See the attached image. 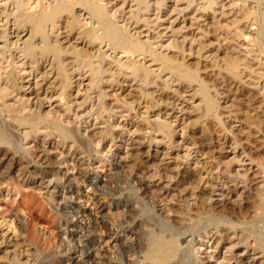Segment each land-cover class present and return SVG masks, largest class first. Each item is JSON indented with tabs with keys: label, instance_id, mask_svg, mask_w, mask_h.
<instances>
[{
	"label": "rangeland",
	"instance_id": "1",
	"mask_svg": "<svg viewBox=\"0 0 264 264\" xmlns=\"http://www.w3.org/2000/svg\"><path fill=\"white\" fill-rule=\"evenodd\" d=\"M26 1L24 11L29 8L28 11H33L35 7H31L36 5V0H32L33 3ZM143 1L146 3L148 0ZM211 1H214L211 6L206 7ZM150 2L149 10L145 4L139 11L136 0H103L102 3L108 4L109 16L115 17L116 23L123 28L128 27L133 37L196 71V80L182 83L169 72H162L160 62L152 60L148 54L114 50L108 44H102L104 61L95 81L88 77V72L85 75L86 68L70 64V82H62L58 64L41 60L38 53L33 58L21 51L19 46L24 47L26 40L30 39L29 32L22 33L24 36L18 42L19 46L13 44L14 36H10L9 41L1 38L0 78L4 81L0 79V87L6 86L7 73L15 71L19 75L15 88H19H11L10 95L1 100L13 111L5 112L0 119L9 121L12 119L8 115L17 118L18 114L38 112L45 119V126L41 124L44 128L39 125L41 130L33 128L31 131L29 125L27 128L16 126L12 120L14 125L4 140L8 141L0 143L5 146L0 157L22 160L30 172L26 181L17 179L14 171L4 179L6 181L0 179V205L7 206L9 210L2 215L0 206V222H3L11 239H20L16 238V229L9 226L10 217L19 211L30 219V228L27 226L25 229L26 239L38 250L35 251L37 264H41L38 261L52 264L58 259L69 263L64 258L70 253L67 249L69 243H65L64 251L58 248L65 235L55 233L58 236L54 238L56 248L51 247L53 242H41L38 238L43 237L41 226L45 227L44 230H56L57 226L71 219L78 224L73 232L77 236L72 239L81 240L86 245L82 264H161L149 258L151 234L174 237L180 254L183 251L189 254L185 261L179 258L174 264H245L244 257L248 254L257 257V264H264V100L262 108L252 111L242 104L247 103L245 89L258 92L259 98L264 99V70L261 67L264 65V0ZM28 3L33 5L28 8ZM3 7L0 6V10H4ZM11 7H8V12L13 9ZM243 7L253 12L249 19L243 17ZM132 11L139 13L138 17H131ZM5 16L3 14L1 18L5 19ZM251 19L255 22L249 23ZM243 23L250 24V32ZM55 31L53 39L67 47L73 57L72 51L82 44L73 43L74 39L61 26H57ZM34 41L39 42L36 38ZM232 54L242 56L238 71L244 73L240 72L236 81L230 80L227 73L231 75L232 72L225 65L226 59L234 56ZM98 63L95 62L96 65ZM53 64L56 65L53 67ZM37 66L38 73L35 70ZM135 68H140L142 73L137 78L131 73ZM43 71L50 76L44 77ZM225 72L227 76H224ZM201 86H205L208 96L213 98L215 105L211 109L205 106L200 94ZM234 95L239 97L238 101L229 99ZM25 105L26 110L23 109ZM61 129L68 132L63 133ZM24 131L26 134H21ZM43 149L51 152L49 155L54 164L60 161L64 171L68 168L70 183L74 186L68 198L55 200L52 190L32 182L31 177L35 175L39 179L52 177V164H42L40 155ZM13 161L9 163L13 164ZM80 168L84 172L87 170L84 177L78 173ZM222 201L224 203L220 206L223 208L219 206ZM75 211H79L78 214ZM209 232L216 237L218 235L220 244L216 242L215 246L209 242ZM71 233L64 241L71 239ZM130 235H135V240ZM38 241L42 245H38ZM96 248L101 256L95 254ZM3 253L1 251L0 256H6Z\"/></svg>",
	"mask_w": 264,
	"mask_h": 264
},
{
	"label": "bare ground",
	"instance_id": "2",
	"mask_svg": "<svg viewBox=\"0 0 264 264\" xmlns=\"http://www.w3.org/2000/svg\"><path fill=\"white\" fill-rule=\"evenodd\" d=\"M2 1V2H1ZM26 0H0V6H4L3 8H5L4 11L2 8L0 10V24L3 23V25H0V40L1 38H4L5 40L7 39L9 41L10 36H14L16 39L15 41H13V44H16V46L19 44L18 42L23 38L24 36V32H29L30 33V39L25 42L24 47L19 46L21 49V51H24L25 55H31L33 56V58L40 54V59L42 60H46V61H50L51 64L52 63H56L58 64V67L60 68L58 71H60L58 74L60 76V79H62V82H67L69 81L68 79L71 77L70 74L68 73V65L73 64L76 65L80 68H86L85 71V75H87V72L89 73L88 77H90L92 80L96 79L99 76V73L101 71V66L100 64H102V62L104 61V54L101 53V45L102 44H108V46L111 49L114 50H118V49H123V51L128 52V53H137V54H148V56H150L152 58V60L154 61H159L160 62V67L162 69V72H169L172 76L174 75L175 77H177L179 80H181L182 83L184 82H191L196 80L197 77V72L193 71L192 69L190 70L189 68H187L182 62H180L177 59H173L172 57H168L165 54H162L160 52H157L150 44L148 43H144L139 41V39H137L136 37H133V35L130 34L128 27L123 28L121 25H118V23H116V21L114 20V18H112L111 16H109V10H108V4L107 3H102L103 0H36L35 2V6L30 5V3H28L29 5L27 6L29 8V6L31 8L35 7L33 11H28L29 9L26 7L25 9H28L27 11H24L23 6L25 4ZM29 1V0H28ZM26 1V2H28ZM45 1V2H44ZM102 1V2H101ZM135 1V0H132ZM156 1H160V0H156ZM32 2V0H31ZM214 2V1H213ZM212 1L206 5L207 6H211V4L213 3ZM250 2V1H248ZM33 3V2H32ZM110 3V2H109ZM143 0H136V4L139 6L138 7V11L140 9V7L147 6L146 9H150L152 4L150 2V0H148L146 3H144ZM254 3V2H253ZM135 4V2L133 4L130 5V7H133ZM160 4V3H159ZM248 4V3H247ZM205 5V4H204ZM257 5V4H256ZM13 6V9L8 12V7ZM249 6V5H246ZM12 8V7H11ZM16 8V9H15ZM244 8V7H243ZM16 11H15V10ZM133 9V8H132ZM253 10V9H252ZM134 11V9H133ZM132 11V15L131 17H134L133 15H137L136 17H138L139 13L136 14V11L133 12ZM229 11V10H228ZM239 11V10H238ZM5 12V13H4ZM251 13H253L251 11L250 8H244L242 10V15L243 17L249 19V17H251ZM5 14V19H2L1 16ZM222 15V14H221ZM226 15V14H225ZM236 16V14H235ZM234 17V16H233ZM242 17V16H241ZM232 20V19H231ZM245 20V19H244ZM234 21V20H233ZM241 21V20H240ZM2 22V23H1ZM245 22V21H244ZM248 22V21H247ZM250 22H255L254 20H250ZM79 23L81 24L79 26ZM225 23V22H224ZM250 25V24H249ZM247 25H245V23H243V26L246 29H250L251 27ZM255 24H253L254 26ZM57 26H61L62 28H64V30L66 32H68L71 36V39H74L73 43L76 44H82L81 47H77L75 48V50L72 51V53H74L73 57L69 55V50L67 47L62 46L60 42H58V39L54 40L52 37V33L56 32L55 28ZM252 26V25H251ZM258 26V25H257ZM250 27V28H249ZM260 27V26H259ZM264 27V26H263ZM261 28V27H260ZM255 29V28H254ZM258 29V28H257ZM51 30V31H50ZM242 30V29H241ZM233 32V30H232ZM235 32V31H234ZM240 32V31H239ZM250 32V30H249ZM22 33H24L22 35ZM238 33V32H236ZM253 33V32H252ZM239 34V33H238ZM231 35V34H230ZM263 35V34H262ZM248 36V35H246ZM245 36V37H246ZM262 37V36H261ZM38 39L39 42L34 41V39ZM58 38V37H57ZM27 39V38H26ZM137 40V42H136ZM11 41V40H10ZM60 41V40H59ZM7 42V41H6ZM11 44V42H10ZM38 45V46H37ZM4 46V44H3ZM7 47V45H6ZM227 48V47H226ZM225 48V49H226ZM233 49V48H232ZM258 51V50H256ZM38 53V54H37ZM226 53V52H225ZM239 53V51H238ZM240 54V53H239ZM239 54H232L234 56H231L229 58L226 59L225 65H227L226 67L229 68V70L232 72L231 75L227 72H225L224 74H228L230 77V80H238V76H240V72L238 71V65L240 64V60H242V56L240 57ZM242 55V54H241ZM250 56V55H249ZM254 56V55H253ZM256 56V55H255ZM39 57V56H38ZM52 57V58H50ZM223 57V56H222ZM248 57V56H246ZM39 59V58H38ZM36 59V60H38ZM247 59V58H246ZM253 59V58H252ZM244 60V59H243ZM254 60V59H253ZM256 60V59H255ZM36 62V61H35ZM95 62H99V65H96ZM243 62V61H242ZM40 63V61L38 62ZM216 63V62H215ZM264 62H262L263 64ZM55 64V65H56ZM250 64V63H249ZM54 64L52 65L53 67L55 66ZM224 65V64H223ZM248 65V64H247ZM43 66V65H42ZM250 66H253V63L250 64ZM263 66V70H264V65H261V67ZM225 67V66H224ZM260 67V68H261ZM39 66L36 67L35 70H37L38 73V69ZM13 69V68H12ZM140 68H135L133 70H131V73L133 74L134 78H137L138 76H140L142 73L139 72ZM241 69V68H240ZM227 70V69H226ZM51 71V70H50ZM142 71V70H141ZM40 72V71H39ZM52 72V71H51ZM145 72V71H144ZM147 72V71H146ZM255 72V71H254ZM242 73V72H241ZM244 73V72H243ZM242 73V75H243ZM248 73V72H247ZM262 73V72H261ZM50 73H45V71H43V75L44 77H49ZM224 75V76H227ZM259 74V73H258ZM264 74V73H263ZM49 75V76H48ZM241 75V76H242ZM58 76V79H59ZM70 76V77H69ZM2 77V76H1ZM146 77V76H145ZM243 77V76H242ZM2 81H4L2 78H0ZM19 79V75L17 72L15 71H10V73H7L6 75V86L5 87H0V116H3V114L6 112H11L13 110H11L12 108H9V104H5L2 103L1 100H3L4 97L10 95L9 90L12 88V90H15V86H17L16 84L18 83ZM71 79V78H70ZM227 78H225V81L228 82L229 81L226 80ZM255 79V78H254ZM229 80V79H228ZM60 81V82H61ZM95 81V80H94ZM70 82V81H69ZM232 82V81H231ZM240 82V81H239ZM238 82V83H239ZM2 83V82H0ZM68 83V82H67ZM41 84V83H39ZM66 84V83H63ZM70 84V83H69ZM236 84V83H235ZM183 86V84H181ZM234 85V84H233ZM239 85V84H238ZM197 86V85H196ZM199 86V84H198ZM206 86V85H205ZM205 86H201L200 89V94L203 98V100L205 101V106L207 109H211L212 107H214L215 103L214 101L210 98V96H208V92L205 88ZM236 86V85H235ZM15 89H14V88ZM63 87H65L63 85ZM160 88L161 85L159 86ZM232 87V86H231ZM234 87V86H233ZM240 87V86H239ZM264 87V86H263ZM19 88V87H18ZM17 88V89H18ZM62 88V87H61ZM67 88V87H66ZM236 88H238L236 86ZM241 88V87H240ZM63 89V88H62ZM195 89V88H194ZM11 90V91H12ZM237 90V89H236ZM244 90V89H243ZM252 89H248L246 91V89L244 90L245 95L247 96L246 98V104L242 103L243 105H245L246 107H248L250 109V111H252L251 109H259L262 108L263 106V100L264 99H260L259 95L257 94L258 92H251ZM240 91V90H239ZM242 91V90H241ZM234 92V91H233ZM161 94H163L164 92H160ZM61 94V93H60ZM63 94V92H62ZM229 95V94H228ZM263 96V95H262ZM227 97V95L225 96ZM241 97V96H240ZM233 101L237 100V98H239L238 96H233V97H229V99H231ZM262 98V97H261ZM5 99V98H4ZM8 99V98H7ZM62 100V99H61ZM241 100V99H240ZM245 99H243L244 101ZM4 101V100H3ZM8 101V100H7ZM238 101V100H237ZM234 103H238L239 106L241 105L239 102H234ZM26 104V103H25ZM233 106V103H231ZM230 104V105H231ZM237 104V105H238ZM15 104H12L13 109L17 110L16 108H14ZM204 105V104H203ZM229 105V104H228ZM226 107V106H225ZM230 107V106H229ZM237 107V106H236ZM233 108V107H231ZM240 108V107H239ZM242 108V107H241ZM240 108V109H241ZM23 109L26 110V105L23 106ZM237 109V108H236ZM239 109V112H240ZM243 109V108H242ZM233 111V110H232ZM236 111V110H235ZM243 111V110H242ZM247 110H245L246 112ZM3 112V113H2ZM21 112V111H20ZM248 112V111H247ZM243 113V112H241ZM259 113V112H258ZM11 114V113H10ZM238 114V113H236ZM264 113H262L263 115ZM7 115V114H6ZM5 115V117H6ZM19 115V114H18ZM17 115V118H14L12 115H8L9 118H11L15 123V125L17 126H22V127H26V125H29L30 130L33 128H38L41 130V128H39L41 124H44L43 122H45V119L42 117V115L38 112H31L30 114L27 115ZM247 115V114H246ZM249 115V114H248ZM251 115V114H250ZM258 115V114H257ZM257 115L255 114V117H257ZM11 116V117H10ZM15 116V115H14ZM253 116V115H251ZM7 117V118H8ZM262 117V116H261ZM259 118V117H258ZM2 119V117H1ZM0 119V143L4 144V142L8 141H4L5 138H7L8 133L7 131H9L12 127V120L9 121H3ZM249 119V118H248ZM7 120V119H6ZM251 120V119H249ZM261 120V119H260ZM5 122V123H4ZM4 125H6V127H4ZM8 126V127H7ZM39 126V127H38ZM42 126V125H41ZM45 126V124L43 125ZM42 126V127H43ZM10 127V128H9ZM15 127V126H14ZM32 127V128H31ZM54 127V126H53ZM44 128V127H43ZM46 128H49V125H47ZM8 129V130H7ZM31 130V131H32ZM53 130V129H52ZM64 130V129H63ZM63 130L61 129V131L63 132ZM29 132V130H26ZM26 131L22 132L21 134H26ZM30 131V133H31ZM34 131V130H33ZM38 130H35V132L37 133ZM47 132V131H46ZM54 132V131H53ZM65 133L68 132L67 130L64 131ZM63 132V133H64ZM72 132V131H70ZM34 133V132H33ZM32 133V134H33ZM49 133V132H48ZM47 133V134H48ZM68 134V133H67ZM66 134V135H67ZM13 135V134H12ZM31 136V134H29ZM50 135V134H48ZM10 136V135H9ZM28 136V135H27ZM68 136V135H67ZM73 136V135H72ZM11 137V136H10ZM12 138V137H11ZM28 138V137H27ZM66 138V137H65ZM72 138V137H71ZM13 139V138H12ZM15 139V138H14ZM70 139V138H68ZM4 141V142H3ZM73 141V139H72ZM69 142V141H68ZM86 142V141H85ZM8 143V142H7ZM12 143V142H11ZM10 143V145H12ZM17 143V142H14ZM83 143V142H82ZM81 143V144H82ZM84 144V143H83ZM6 145V143H5ZM9 145V144H8ZM9 145V146H10ZM86 145V144H85ZM87 146V145H86ZM89 146V145H88ZM12 147V146H11ZM14 147V146H13ZM16 147V146H15ZM72 147V146H71ZM90 147V146H89ZM5 148V146L0 145V151L3 150ZM19 148V147H18ZM45 148V147H44ZM77 148V147H75ZM79 148V147H78ZM77 148V149H78ZM82 148V147H81ZM80 148V150H81ZM86 148V147H85ZM137 149L139 147H136ZM20 149V148H19ZM5 150V149H4ZM10 150V149H9ZM7 151V150H6ZM17 151V150H16ZM78 151V150H77ZM83 151H85V149H83ZM12 152V151H11ZM20 152V151H19ZM88 152V150H87ZM90 152V151H89ZM5 154L7 152H4ZM17 153V152H16ZM24 153V152H23ZM51 153V152H49ZM49 153L46 152V149H43V153H41V160H42V164L45 165H51V169L50 172L52 174L51 178H46V176H42L40 177V179L37 177L36 175L34 177H31V180L33 183L40 185V186H45L47 189L52 190L53 194H54V199L58 200L60 199V197H62V199L66 198L67 196H70V194L72 193V191H74V186L71 182L70 176L68 174V168L64 171V167L61 164V162L59 161L57 164H54L53 159H51ZM84 153V152H83ZM19 154V153H18ZM91 154V153H89ZM8 155V154H7ZM30 155V154H29ZM18 156V155H17ZM89 156V155H88ZM137 156V155H136ZM78 157V156H77ZM18 158V157H17ZM82 158V157H81ZM12 159H14L15 161H13V164H10L9 161ZM89 159V158H88ZM8 160V161H6ZM83 160V159H82ZM87 160V159H86ZM0 179L1 181H3L6 177H8L13 171L16 174L17 179H23L24 181L28 180L30 177V172L28 170V168L19 160H16L14 157H8V156H4V157H0ZM27 161V160H25ZM31 162V161H30ZM63 162V161H62ZM65 162V161H64ZM63 162V164H64ZM81 162V161H80ZM86 162V161H85ZM105 162V161H104ZM113 162V161H112ZM33 163V162H32ZM110 163V161H109ZM4 164V165H3ZM83 164V162L81 163V165ZM66 165V163H65ZM29 166V165H28ZM75 166V165H73ZM39 167V166H38ZM43 167V166H42ZM85 167V166H84ZM87 167V166H86ZM36 168V167H35ZM44 168V167H43ZM79 170V169H78ZM43 172V171H42ZM80 175H83V177L85 176V174L87 173V170L84 172L83 170H81L78 172ZM40 174V173H38ZM33 175V174H32ZM79 175V176H80ZM78 176V177H79ZM206 176V175H205ZM10 177V176H9ZM77 178V176L75 177ZM82 178V177H81ZM7 180V179H6ZM4 180V181H6ZM143 180V179H142ZM152 180V179H151ZM141 181V180H140ZM28 182V181H27ZM143 186V185H142ZM206 187V186H205ZM204 187V188H205ZM194 188V187H191ZM76 189V188H75ZM222 189V188H221ZM234 191V190H233ZM50 192V194L52 193ZM147 192V191H146ZM149 192V191H148ZM147 192V193H148ZM155 192V191H154ZM196 192V191H195ZM146 193V194H147ZM234 193V192H233ZM142 194V193H141ZM150 194V193H149ZM147 194V195H149ZM152 194V193H151ZM196 194V193H195ZM229 194V193H228ZM72 195H75L74 193ZM144 195V193H143ZM230 195V194H229ZM146 196V195H144ZM151 196V195H150ZM149 196V197H150ZM155 196V195H154ZM157 196V195H156ZM73 197V196H72ZM83 197V196H82ZM209 197V196H208ZM207 197V198H208ZM214 197V196H213ZM232 197V196H230ZM68 198V197H67ZM146 198V197H145ZM206 198V199H207ZM210 198V197H209ZM216 198V197H215ZM228 198V197H226ZM51 199V198H50ZM90 199V198H89ZM139 199V198H138ZM219 199V197H218ZM221 199V198H220ZM232 199V198H230ZM240 199V198H239ZM54 200V201H55ZM140 200V199H139ZM150 200V199H149ZM223 200V199H222ZM227 200V199H226ZM236 200V199H235ZM52 201V200H51ZM60 201V200H59ZM59 201H56L58 203H60ZM209 201V199H208ZM207 201V202H208ZM218 201V200H217ZM221 200H219L220 202ZM228 201V200H227ZM226 201V202H227ZM237 201V200H236ZM236 201H232V202H236ZM53 202V201H52ZM143 202V201H142ZM217 202V204L219 203ZM210 203V202H209ZM222 203H224L223 201L221 203H219V206H222ZM61 204V203H60ZM165 205V203H164ZM215 205V204H214ZM1 206V210H3L1 213L6 214L9 210L7 208V206L5 207L4 205H0ZM59 206V204H58ZM168 206V204H167ZM212 206V205H211ZM220 206V207H221ZM55 208H57L56 206H54ZM61 207V206H60ZM133 207V206H132ZM138 207V205H137ZM194 207V206H193ZM213 207V206H212ZM218 207V206H216ZM219 207V208H220ZM134 208V207H133ZM169 208V207H167ZM204 208V207H203ZM209 207H207V210ZM223 208V207H221ZM220 208V209H221ZM227 208V207H226ZM225 208V209H226ZM10 209V208H9ZM62 209V208H61ZM73 209V208H72ZM136 209V208H134ZM161 209V208H160ZM166 209V208H165ZM164 209V210H165ZM171 209V208H169ZM214 210H216L215 208H213ZM218 209V208H217ZM224 209V211H225ZM79 210V209H78ZM131 210V209H130ZM137 210V209H136ZM162 210V209H161ZM167 210V209H166ZM195 210V209H194ZM197 210V209H196ZM13 211V210H12ZM74 211V210H73ZM223 211V210H220ZM71 212V211H70ZM79 211H75L76 214H78ZM135 212V211H134ZM171 212V211H170ZM170 212H168L170 214ZM226 212V211H225ZM74 213V214H75ZM82 213V212H81ZM167 213V211H166ZM68 214V213H67ZM72 214V212H71ZM70 214V215H71ZM75 214V215H76ZM176 214V213H175ZM174 214V215H175ZM56 215V214H55ZM59 215V214H58ZM62 215V214H61ZM69 215V214H68ZM73 215V214H72ZM71 215V216H72ZM179 215V214H178ZM195 215V214H194ZM7 216V215H6ZM11 216V215H10ZM67 216V215H66ZM70 216V217H71ZM78 216V215H77ZM170 216V215H168ZM172 216V215H171ZM55 217V216H54ZM58 217V216H56ZM74 216H72L73 218ZM62 218V217H61ZM179 218V217H178ZM182 218V217H181ZM185 218V217H184ZM11 219V223H9V226L12 227L13 229H16V238H20V239H11V236H9V234L7 233L6 228L4 229L3 226V222H0V253L1 251L6 253V256H0V264H37V257L35 256V251L37 249H35L33 243L28 242L26 239V228L28 226V222H29V218H27L26 216H23V214L21 215L18 212H14L12 214V216L10 217ZM57 219V218H55ZM60 219V218H59ZM68 219V218H67ZM164 219V218H163ZM166 219V217H165ZM164 219V220H165ZM171 219V217H170ZM174 219V218H173ZM150 220V219H149ZM167 220V219H166ZM169 220V219H168ZM182 220V219H181ZM180 220V221H181ZM10 221V220H9ZM57 220H55L56 222ZM121 222V220H119ZM171 221V220H170ZM189 221V220H188ZM60 222V221H58ZM66 222V224H64ZM63 224L64 225H59L57 226V229H50V230H44L45 227H42V235L43 237H39L38 239H40L39 241L44 242V241H48V243H52L53 245H51L52 248H60L61 251H64L65 248V243L67 244V242L69 243V246L67 247L68 251L70 253L67 254H63L65 255L64 258H67V260L69 261L68 264H82L81 260L84 258V252H85V248L86 245H83L82 241L80 240H73L72 238L76 237L77 235H75L73 232L74 230L76 231V229H74L75 226H77L78 224L75 222L74 219L65 221ZM81 222V221H80ZM88 222V221H87ZM150 222V221H149ZM148 222V223H149ZM216 222V221H215ZM30 223V222H29ZM61 223V222H60ZM91 223V222H89ZM99 223V222H98ZM98 223L96 224L98 226ZM179 223V222H178ZM181 223V222H180ZM188 223V222H187ZM100 224V223H99ZM122 224V223H121ZM141 224V222H140ZM139 224V225H140ZM144 224V223H143ZM151 224V223H149ZM183 224V223H182ZM181 224V225H182ZM189 224V223H188ZM207 224H211V223H207ZM5 225V224H4ZM33 225V224H32ZM31 225V226H32ZM92 225V224H91ZM88 224V226H91ZM105 225V224H104ZM44 226V225H43ZM55 226V225H54ZM87 226V227H88ZM94 226V224L92 225ZM145 226V225H144ZM172 226V225H171ZM213 226V225H212ZM218 226V225H217ZM29 227V226H28ZM35 227V226H34ZM85 227V226H84ZM102 227V225H101ZM105 227V226H104ZM129 227V226H128ZM127 227V228H128ZM131 227V226H130ZM129 227V228H130ZM140 227V226H139ZM168 227V226H167ZM179 227V226H176ZM175 227V229H176ZM183 227H185L183 225ZM194 227V226H192ZM30 228V227H29ZM28 228V229H29ZM32 228V227H31ZM54 228V227H53ZM79 228V227H77ZM83 228V227H82ZM90 228V227H89ZM95 228V227H93ZM103 228V227H102ZM143 228V227H142ZM146 228V227H145ZM186 228V227H185ZM202 228V227H201ZM12 229V230H13ZM70 229V231L72 232V237L71 239L69 238V240H66V236L69 234L70 231H68ZM101 229V228H100ZM125 229V228H124ZM147 229V228H146ZM145 229V230H146ZM161 229V228H160ZM179 229V228H178ZM177 229V230H178ZM214 229V228H213ZM34 231V229H32ZM81 230V229H80ZM99 231V229H97ZM103 230V229H102ZM106 230V229H105ZM121 230V229H120ZM135 230V229H134ZM158 230V228H157ZM170 230H173V228H170ZM180 230V229H179ZM205 230V229H204ZM219 230V229H218ZM89 231V230H88ZM91 231V230H90ZM125 231V230H124ZM123 231V232H124ZM137 231V230H136ZM149 231V230H146ZM209 231V230H208ZM14 232V231H13ZM94 232V231H93ZM104 232V231H103ZM102 232V233H103ZM139 232V231H138ZM198 232V231H197ZM204 232V231H203ZM212 232V231H211ZM214 232V231H213ZM32 233V232H31ZM34 233V232H33ZM40 233V232H39ZM61 235H65L63 240L60 242V245L58 243V246L56 244V239L55 236L56 234ZM120 233V232H119ZM131 233V232H130ZM154 233V232H153ZM178 233V232H177ZM205 233V232H204ZM202 234L203 236H205V234ZM13 234V233H12ZM70 234V235H71ZM94 234V233H93ZM92 234V235H93ZM125 234V233H124ZM127 234V233H126ZM140 234V233H139ZM175 234V233H174ZM187 234V233H186ZM210 235H208L207 238H209V242H212L213 245L218 242L217 237L215 236V234H211L209 232ZM39 235V234H38ZM141 235V234H140ZM59 236V237H60ZM80 236V235H79ZM121 236V235H120ZM129 236V235H128ZM132 236V235H130ZM137 236V235H136ZM189 236V235H188ZM207 236V235H206ZM13 237H15V235L13 234ZM58 237V236H56ZM69 237V236H67ZM85 237V236H83ZM90 237V236H89ZM96 237V236H95ZM118 237V236H117ZM135 235L132 236L131 238L134 239ZM87 238V237H86ZM129 238V237H128ZM136 238V237H135ZM139 238V237H138ZM143 238V236H142ZM174 238V237H173ZM173 238H166V236H162V235H156V234H151L150 238H149V253L150 256L149 258H151L155 263H161V264H174L177 263L178 259L181 258L183 261H185L188 258V253H185L184 251L180 254L179 248H178V243L176 242V240H174ZM206 238V237H205ZM25 240L26 242H24L23 240ZM34 239V238H33ZM77 239V238H76ZM79 239V238H78ZM195 239V238H194ZM220 239V238H219ZM60 240V239H59ZM97 240V239H95ZM132 240V239H131ZM138 240H141L140 238ZM222 240V239H221ZM33 241V240H32ZM38 241V245H42L40 242ZM147 241V240H146ZM179 241V239H178ZM73 243L74 245L71 246V243ZM85 242V241H84ZM142 242V241H140ZM207 242V241H206ZM87 243V242H86ZM139 243V242H138ZM220 244V240L218 242ZM85 244V243H84ZM182 244V243H181ZM46 245V244H45ZM89 245V244H88ZM147 245V244H146ZM147 245V246H148ZM204 245V243H203ZM209 245V244H208ZM139 246V244H138ZM142 246H144L142 244ZM216 246V244H215ZM46 247V246H45ZM51 247H49L51 249ZM71 247V248H70ZM99 247V246H98ZM187 247V246H186ZM48 248V249H49ZM95 248V245H94ZM100 248H102L100 246ZM146 248V247H145ZM144 248V250H145ZM218 248V247H217ZM90 250V248H88ZM92 249V248H91ZM97 249V248H96ZM94 249V250H96ZM138 249V248H137ZM195 249V248H194ZM257 249V248H256ZM47 250V249H46ZM55 250V249H53ZM57 250V249H56ZM93 250V249H92ZM142 249V251H144ZM38 251V250H37ZM51 251V250H50ZM133 251V250H132ZM52 252V251H51ZM88 252V251H87ZM91 252V251H90ZM93 252V251H92ZM3 253V254H5ZM13 253L14 256H10V254ZM61 253V252H60ZM104 253V252H103ZM102 253V255H103ZM124 253V252H123ZM192 253L193 252H189ZM197 254V252H195ZM201 253V252H200ZM49 254V253H48ZM93 254V253H92ZM95 254H97L98 256L100 255V250L97 249L95 251ZM190 254V255H192ZM38 255V254H37ZM41 255V254H40ZM39 255V257H40ZM128 255V254H127ZM201 255V254H200ZM62 256V255H61ZM85 256V255H84ZM101 256V255H100ZM130 256V255H129ZM193 256V255H192ZM199 256V255H197ZM212 257V256H211ZM43 258V257H42ZM41 258V260H42ZM46 258V257H44ZM56 259V257H53ZM100 258V257H99ZM148 258V259H149ZM21 259V261H20ZM49 259V258H48ZM199 259V258H198ZM53 260V259H52ZM51 260V261H52ZM193 260V259H192ZM240 260V259H239ZM244 263L245 264H257V257L251 256L250 254L246 255L244 257ZM49 261V260H48ZM55 261V260H54ZM52 264H65L63 263L62 260H57ZM88 262V259L86 260ZM91 261V260H90ZM94 261V260H93ZM189 261V260H188ZM38 262H42L43 261H38ZM66 262V261H65ZM86 262V263H87ZM232 262V261H231ZM46 264H48V262H45ZM182 263V262H181ZM200 263V262H199ZM49 264H51V262H49ZM90 264V263H89ZM150 264V263H149ZM218 264V263H217ZM223 264V263H220Z\"/></svg>",
	"mask_w": 264,
	"mask_h": 264
}]
</instances>
